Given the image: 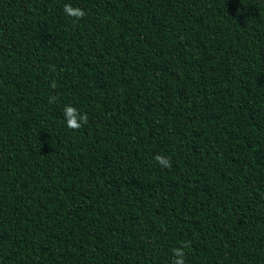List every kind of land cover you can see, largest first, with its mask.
Returning a JSON list of instances; mask_svg holds the SVG:
<instances>
[{
	"label": "trees",
	"instance_id": "obj_1",
	"mask_svg": "<svg viewBox=\"0 0 264 264\" xmlns=\"http://www.w3.org/2000/svg\"><path fill=\"white\" fill-rule=\"evenodd\" d=\"M0 264H264V0H0Z\"/></svg>",
	"mask_w": 264,
	"mask_h": 264
}]
</instances>
